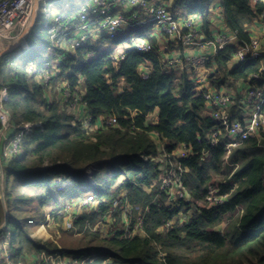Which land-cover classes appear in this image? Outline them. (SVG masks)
I'll return each mask as SVG.
<instances>
[{"label":"trees","instance_id":"1","mask_svg":"<svg viewBox=\"0 0 264 264\" xmlns=\"http://www.w3.org/2000/svg\"><path fill=\"white\" fill-rule=\"evenodd\" d=\"M164 1L171 4L177 17H200L201 33L208 39L213 37L216 27L213 17L219 4L224 23L237 32L238 45L251 41L247 25L264 12V0ZM35 28L28 39L30 46L22 50V55L6 54L0 61V87L9 91L6 106L13 121L17 125L29 121L42 124L26 136L25 152L21 156L9 161L3 159L9 223L1 232L10 235L15 262L30 256L39 260L38 264H49L48 257L59 254L74 258L76 264H101L107 257L115 258L118 264H264V130L260 137L248 138L234 148L226 161L225 127L206 113L204 95L192 82L187 69H165L166 50L153 40L154 31L149 32L152 25L149 33H140L152 42L151 51L133 45V38L125 35L134 28L130 27L116 38L101 31L94 40L91 34L59 63L60 73L55 75L65 76L71 95L80 94L82 107L93 117L92 124L107 117L98 129L84 128L76 113L61 109L57 99L51 101L46 96L45 72L52 70V63L46 60L50 55L45 57L34 42V33L41 34L39 23ZM106 40L126 44L119 49L99 48ZM236 46L227 44L208 62L209 67L216 65L212 85L234 91L260 71L262 62L258 58L229 66ZM87 51L95 55L87 57ZM115 54L122 58L115 61ZM40 57L45 61L37 66L36 72L30 73L28 65ZM143 65L150 71L148 78L141 75ZM254 83L263 87L264 78ZM108 118L116 122L109 124ZM150 118L152 122L146 123ZM215 132L216 144L213 143ZM158 140L165 145L163 148ZM183 145L188 153L175 158V151ZM164 152L169 160H177L184 186L193 198L203 203L197 204L195 210L186 209L182 220L176 217L180 208L189 207L190 202L180 200L179 208L169 206L168 194L157 180L162 165L144 158ZM95 162L98 167L90 176L88 169ZM107 164L113 172H103ZM60 175L70 178L72 183L59 191H68L62 194L65 198L91 191L96 195V202L86 204L75 223L78 232L88 239L87 246L61 250L53 243L36 240L30 236L27 224L34 217L20 218L10 210L16 187L36 186L39 208L54 201L52 213L62 220V202L54 196L55 177ZM122 176V183L112 191ZM217 179L221 191L231 192V196L228 202L209 206L206 199ZM25 193L21 191L16 196L24 204L32 197L26 198ZM118 199L124 207L126 201L132 204L133 227L138 215L144 214L140 232H127L120 225L124 212L120 207L115 209L118 219L113 228L104 233L96 227L105 221ZM2 205L0 198V212ZM46 216V213L39 216L40 222ZM2 222L0 218V225Z\"/></svg>","mask_w":264,"mask_h":264},{"label":"built area","instance_id":"2","mask_svg":"<svg viewBox=\"0 0 264 264\" xmlns=\"http://www.w3.org/2000/svg\"><path fill=\"white\" fill-rule=\"evenodd\" d=\"M36 1L38 0H0V40L6 36L5 33L9 30H13L16 27L26 30L28 27L34 24ZM39 1L43 2L46 0ZM94 1L95 6L93 7H89L88 5L81 6V11L78 14L80 24L76 22L77 18L73 16V18L70 19V29L78 30L79 28V30L83 32V30H86L89 28V26L94 24L91 21L95 20L99 23L101 31L105 32L106 35L111 38H116L124 27L127 28V26L133 27L135 25H143L147 24L149 21L160 28L161 34H165L167 37L170 35L173 39L181 40L185 51L187 47L194 46V51L192 54L187 53L185 55V51L183 52L182 50V59L180 56L174 55L165 58V69H177V66L182 64V69L188 68L192 73V82L204 95L206 101V113L212 115L216 120L221 121L225 127L227 136L226 161L228 160L232 150L239 146L244 140L256 136L260 137L261 130H264V86L258 87L254 81L256 82L259 79L264 78V12L258 15L252 24L247 25L252 37L251 41L245 45H238L237 32L231 30L224 23L222 15L217 16L216 14L218 21L215 22V25H219V28L213 30V37L211 39L206 38L203 34H201L200 38L197 39L196 34L200 30L198 28V24L200 22H198L197 18L200 17L196 15L177 17L176 14L171 10L170 5L162 0ZM118 3H121L120 6L125 8H131L128 10L129 14L125 15L122 12H115V8L118 6ZM143 15H145V17H141ZM64 19V13H59V15H56L55 20L57 29L60 30L62 28H69V26L63 24L62 21ZM254 24H256L258 27H253ZM44 27H49V24L46 23ZM58 32L60 33V31ZM63 35L64 38H69L67 32H65ZM77 37L81 39L77 43V46H74V48L81 46L83 42L88 39V34L85 31ZM171 37H168L169 41H172ZM72 39L73 38H69L67 41H71ZM133 42V45L139 50L151 51L153 49L152 42L140 35L135 37ZM229 43H234L237 45L229 63L230 67H233L236 63L246 61L248 59L258 58L261 59L262 62L260 71L252 76L253 79L246 81V83L241 86L239 90L234 91L227 87L218 88L217 86L212 85L211 77L215 72L216 65L214 64L213 66H208V62L215 58L218 51ZM94 55L95 53L92 51H87L86 53L87 57H92ZM113 57L115 61H119L122 58V55L115 54ZM140 72L144 78H148L150 75L147 65H143ZM30 73L33 72L30 71ZM67 87L68 86H66V88ZM68 93V98H70L71 92ZM78 102L81 103L79 100ZM255 106L257 107L254 109ZM103 119L105 120L106 117H102L101 120L103 121ZM81 122L83 123V127L87 128V126L84 125L85 121L81 120ZM90 122V124H92L91 120ZM115 122L116 120L114 118H108L107 123L111 124ZM1 125L11 126L16 131L21 130L23 134L28 135L32 133L35 128L41 127L42 124L31 121L24 122L20 125L10 124L8 114L4 110L0 109V126ZM18 137H22V135H19ZM213 137V143L216 144L218 142L217 132L214 133ZM186 148L187 147L183 145L181 148H179L182 149L181 151H178L179 149L175 151V155L185 156L188 153ZM164 153L165 159L163 160L169 162V155L166 152ZM7 154L12 158L21 156L22 152L19 150V141H16L14 148L10 149ZM154 156L155 155H148L144 158L146 160L152 159L156 161ZM97 167L98 163L95 162L89 167L88 170H93V173ZM164 169H167V173L160 178V181L162 190L164 189L167 192L168 198L171 197L172 201L183 200V202H190L189 207L193 208H195L197 204H203L192 197L190 191L184 186L181 174H178V170L171 171L172 167H169L168 164L164 165ZM167 176L168 180L165 179ZM218 181L220 180L217 179V182L209 190V194L206 199L207 205L209 206L220 205L222 203L228 202L230 199L231 192L221 191L220 182ZM231 184H233V182ZM234 185L236 187V184ZM87 197L88 199L86 204L94 202L96 195L94 193L93 195L90 194ZM68 207L69 210L67 208L64 211V216L66 217L65 227L66 229H73L75 228L74 223H76V220L79 218V213L73 210L71 202ZM118 207L124 210L123 216L126 218V226L124 227L127 232H140L139 227L142 226L144 222V214L140 213L138 215L137 224L133 227L132 223H128L130 220V215H133V206H130V203L126 202L124 207V205H122L121 199L115 201L114 209L105 217V221L103 219L96 227L100 228L104 233H106L108 229L113 228L118 219L116 212L114 211ZM48 220L49 219L47 218L46 222ZM169 225L170 223L167 224V226ZM5 243L9 245L10 241H5ZM53 257L55 258H51V261L48 258L49 264H54V262L56 263L58 260L56 256ZM92 257L95 258L96 255L93 254ZM60 262L61 260H59L56 264H60ZM72 262L73 264H76L77 260ZM1 264H16L13 258V253L9 249L1 254ZM101 264L118 263L115 262V258L107 257Z\"/></svg>","mask_w":264,"mask_h":264},{"label":"rangeland","instance_id":"3","mask_svg":"<svg viewBox=\"0 0 264 264\" xmlns=\"http://www.w3.org/2000/svg\"><path fill=\"white\" fill-rule=\"evenodd\" d=\"M85 1H87V0H46V1L41 3L42 12L39 14L37 21H36V23L37 22L39 23V27H40L39 29L41 30V34L38 35L37 33H34L33 38L36 40V41H34L36 46H40L41 50L43 51V55L45 57H49V55H51L49 58H46V60L51 61L52 70L54 73L55 72L57 74L60 73V70L58 67L59 63L68 54L74 52V49H75L74 46H77V43L81 39L79 37H73L75 34L69 32V28H70V19L73 18L74 14L76 15L75 16L76 18L78 17L79 12L81 11V4L84 6ZM162 1H164V0H162ZM166 3L169 4L168 2H166ZM169 5H170V7H172L171 4H169ZM69 9H73V10L70 11ZM59 13L60 14L64 13L65 19L62 22L66 26H69V28H62L60 30L57 29L55 17H56V15H59ZM215 13H216V11H215ZM215 13H214V17H213L214 23L216 21H218ZM141 17H145V15H143ZM92 18H94V17H92ZM199 19H201V18H197L198 22H200ZM45 22H49V27L43 26ZM91 22H93L94 24H92L93 25L92 28L89 27L90 32H101L100 27H99V23L95 20L91 21ZM151 25H152V28H151V31H149V28ZM133 27H134L133 28L134 30L133 29L127 30L128 33L125 34V35H127V37L135 38V37L139 36L141 32H144V33H147L148 31L152 32V31H154V29H155V31L160 32V28L157 25H154L149 21L145 25H135ZM127 28H130V26H127ZM127 28L125 27V29H127ZM35 29L36 28H34V30ZM55 30L60 31V35H58L57 37L53 36V32ZM65 32H67L69 38H73L71 41H67L69 38H64L63 34ZM97 34H100V33H97ZM103 34H106V33L103 32ZM201 34L202 33L199 30L196 34V38L199 39ZM97 36H99V35H97ZM97 36H96V38H93V39H97ZM88 37H89V35H88ZM168 37H171V36L168 35ZM168 37L166 39L163 35H162V37L160 36V39L164 38V41H165V44L164 45L161 44V46H167V47H162V48H165V50L167 52H169L173 48L172 46H178L180 44L182 46L181 40L173 39L171 37L172 41H169ZM61 40H63V42ZM34 42H32L31 45H33ZM103 43H105V44L102 46ZM118 44H116L115 41H113V40L112 41L106 40V41L100 43L99 48H104V47H109V46H114V48H119L118 46H125L126 43H118ZM14 50H15V48H12L10 53H13ZM10 53H8V54H10ZM22 54H23L22 49L18 48L12 56H20ZM9 57H11V54ZM44 61H45L44 57H40L38 59L39 63H42ZM35 65H36L35 61L30 62V64L28 65L29 72L30 71L36 72ZM186 69L188 70V68H186ZM50 74L51 73H48V72L46 73L45 77L47 80H49V78L52 77ZM54 76H56V75H54ZM56 78L57 79L55 81H52V83H50L49 85L45 83V85H47V87H48L47 91H46V96H48L51 101L57 99L60 103L61 109H63V110L66 109V110H69V112H71V113H76V116H78L79 121H81V120L85 121L84 125L87 126L88 129H90V130L98 129L102 123V120L98 121L97 124H90L91 123L90 120L92 121L93 117L91 116V114H89L85 110V107H82V104L78 102V100L80 101V94L79 95L76 94V97L74 95L71 96V98L74 97V100H72V99L70 100V98H68V95H69L68 91H65L62 89L65 86V82L67 84V81L65 80V76H59V77L56 76ZM241 86H243V85H241ZM241 86H239L236 90H239L241 88ZM64 88H66V87H64ZM256 107L257 106H255L254 109ZM76 122L77 121L75 120L74 124ZM148 122H152L151 118L148 121H146V123H148ZM19 135H22V137H18ZM26 136L27 135L23 134L21 130H17L15 136L10 141V144L8 146V150L13 149L14 144H16V141H19V150H20V152L24 153L25 152L24 145L26 143ZM158 144H159L160 148H163L165 146L159 140H158ZM164 157H165V153L154 156V158L156 160L155 162L161 163L163 169H164V165L168 164L169 166L172 167L171 171L177 170V160L176 161L169 160V162H168V161L163 160V159H165ZM174 157L177 158V156L175 154H174ZM107 170H109V171H107ZM113 170L114 169L109 164L105 165L103 168L104 173H108L110 171L113 172ZM88 171L90 173V176H92L93 170H91V171L88 170ZM166 173H167V169H164V171H162V173H161V176H159V178L157 180H160V178L162 176H164ZM2 176L5 177L4 175H2ZM63 176L60 175V176L55 177L56 183H54V186L57 188V194L54 193V196L55 197L58 196L59 200L62 202V208L63 209L61 212L65 211L67 208L69 210L68 205L71 202L73 210L76 211L77 213H79V217H80V213H82L84 211V208H85L84 206L86 205V201L88 199L87 196L90 194L93 195L94 193L92 191L88 192L86 194L80 193L81 196L79 195L77 197H73V198L71 197L73 200L69 197L65 198L64 195L68 191L64 190V192H60V193H59V191L64 189V187L71 185L72 183L70 182V180H71L70 178H66L65 176L64 177ZM62 177L64 178V180L62 179ZM167 178H168V176L165 179H167ZM60 179H62V180H60ZM122 181H123V176L117 180V182L113 185L111 190L112 191L116 190L118 188V186L122 183ZM2 182L3 181H1V188L2 189H1V193H0V198L2 200L3 205H2V210L0 212V218H3V222H2V224H1L2 226L0 228L3 229V228H5L4 224L6 222V210L9 207H8L6 199H5V191H4ZM21 191H26V193H25L26 198H28L29 195L32 196V197H29L30 202H26L24 204V200L22 202L17 200L16 196ZM38 191L39 190L36 186H32V187L26 186V185L25 186H19V187H16V189L12 193V197L10 200V202H11L10 210L12 213H15L20 218H29L32 216L34 217V219H33L34 221L27 223V224H29L28 225L29 226L28 232L30 233V236L36 240L43 242V243H53L52 244L53 246H59L61 248V250H66L67 247H69L70 249H77L81 246L89 245L88 239L84 236V233L81 231L78 232L76 227H75V229L74 228L73 229H66V227H65V218L66 217L65 216L62 220H57L54 217V214L52 213L55 209V206L53 205L54 201H52L50 204L45 205L42 209L39 208L40 199L35 197V195ZM44 193H46V192L44 191L43 194ZM63 193H64V195H62ZM179 201L180 200H178V201L173 200L172 201L171 197H169L166 200L167 204L171 207H174V208L175 207L179 208L181 206ZM94 202H96V201H94ZM127 202H129V201H127ZM53 206H54V209H53ZM113 207H114V205H113ZM191 208L188 206H187V208L181 207L180 212L178 213L177 216L178 217L182 216V213L186 209L191 210ZM192 209H194V208H192ZM8 211H9V209H8ZM33 212H34V214H39V215L34 216V214H32ZM45 213L47 215V218L49 215L51 216V220H48L46 222V219H44L40 222L41 217H39V216H43ZM98 225H99V223H98ZM76 232H78V233H76ZM4 237L6 238L7 241L11 242L10 235L6 231L0 232V248L5 243ZM7 248L13 253V251L11 250V244H9ZM42 254H45V253H42ZM38 255H39V253H38ZM53 256H56V258L58 259L56 261V263H58V261L61 260L60 264H73L72 261L75 260L72 257H68V256L61 257V255L55 254L52 256L50 255V257H48L50 261H51V258H53V259L55 258ZM13 258H14V253H13ZM33 260H35V259H32L31 257H29L24 262H25V264H31V263L38 264L39 263V260H35V261H33ZM47 262H49V261L47 260ZM56 263L54 262V264H56Z\"/></svg>","mask_w":264,"mask_h":264},{"label":"crops","instance_id":"4","mask_svg":"<svg viewBox=\"0 0 264 264\" xmlns=\"http://www.w3.org/2000/svg\"><path fill=\"white\" fill-rule=\"evenodd\" d=\"M44 2V1H43ZM41 1H36V3H35V17L36 18H38V16H39V14L42 12V9H41ZM84 5H88L89 7H93V6H95V1L94 0H87V1H85V4ZM121 5V3H118V6L115 8V12H122V13H124L125 15H127V14H129V12H128V10L129 9H131V8H125V7H123V6H120ZM81 6H83L82 4H81ZM75 7V6H74ZM70 11H72L73 9H69ZM69 11V12H70ZM72 14V13H71ZM216 14H217V16H220L221 15V9H220V5L218 4L217 5V7H216ZM74 16H76L75 14H74ZM216 16V17H217ZM200 20V23L198 24V28L200 29L201 27H200V24L202 25V19H199ZM36 21H37V19H36ZM77 23H79L80 24V20H79V16L77 17V21H76ZM46 23H48L49 24V22H45L44 23V25L46 24ZM253 23V22H252ZM252 23H250V24H252ZM36 24H38V22L36 23ZM36 24H35V26H36ZM43 25V26H44ZM35 26H34V28H35ZM258 27L256 24H254L253 25V27ZM89 27H93V25H91V26H89ZM34 28H33V30L30 32V33H28L27 34V32H25L26 30H28L29 29V27L26 29V30H23L22 28H20V27H16V28H14L13 30H9V31H7L5 34H6V36L2 39V40H0V54L1 53H4L5 51H7V50H12V48H15L16 46L15 45H17V44H19L20 43V41H21V38L23 39V41H27V44H26V47H24L23 45H21L20 46V48L23 50V49H27V48H29V46H30V42L28 41V39H29V37H30V35H31V33L34 31ZM155 28V27H154ZM219 28V25H216V27L213 29V30H216V29H218ZM258 29H260V28H258ZM123 30H126L125 29V27L123 28ZM69 31H71V33H73V34H75L74 36L75 37H77V36H79L80 34H82L83 32H85L86 31V33L89 35V36H91V34L93 35L92 37L93 38H96V36L98 35L97 34V32H90V29L89 28H87L86 30H83V32L81 31V30H79V28H78V30L77 29H70L69 28ZM200 31H201V29H200ZM213 32V31H212ZM262 32V31H261ZM58 35H60V33L58 32V30H56V31H54L53 32V36H58ZM153 35H155L156 37H157V41H159V43H160V45L162 44V45H164L165 44V41H164V38L163 39H160V36L162 37V35L163 34H161L160 32H158V31H155V29H154V33H153ZM24 36V37H23ZM134 39V38H133ZM94 40H97V39H94ZM62 42H63V40H61ZM161 41V42H160ZM23 44V43H22ZM105 43H103L102 44V46L104 45ZM119 45V44H118ZM106 46V45H105ZM119 48H123V46H118ZM162 47H167V46H162ZM173 48L169 51V52H167L166 53V51H164V60H165V58H168L169 56H172V55H174V56H180V58L182 59V50H183V52L185 51V49L183 48V46H181V44L180 45H178V46H172ZM104 48H106V47H104ZM170 49V48H169ZM163 50H165V48H163ZM193 51H194V46H192V47H187L186 48V51H185V55L187 54V53H189V54H192L193 53ZM16 52V50H14L13 51V53H10L11 54V56L14 54ZM8 54V53H7ZM4 55L5 54H3L0 58L2 59L3 57H4ZM51 56V55H50ZM1 59H0V61H1ZM39 59V58H38ZM38 59H36V60H34L35 61V63H36V69H37V66H39V64H41V63H39L38 62ZM52 68V67H51ZM177 69L179 70V69H182V64H180L179 66H177ZM177 69H175V70H177ZM188 71H189V69H188ZM48 72V70H46V73ZM190 72V71H189ZM46 73H45V76H46ZM48 73H51L50 75L52 76V77H54V75L56 74V72L54 73L53 72V70H49V72ZM191 73V72H190ZM191 76H192V73H191ZM52 78H49V80H47L46 79V77H45V82L44 83H46V84H50V83H52L50 80H51ZM55 80L57 79V78H54ZM54 80V81H55ZM66 86H68L67 84H66V82H65V86L64 87H66ZM62 88L63 90H65V91H68V92H71V90H69V88L67 87V88ZM82 88H80V91H83L84 92V90L82 89ZM70 96H73V95H71L70 94ZM49 98V97H48ZM9 99V91H8V89H7V87H0V109H2V110H8V108H7V106H6V101ZM4 110V111H5ZM9 111V110H8ZM10 112V111H9ZM7 113V112H6ZM8 114V113H7ZM11 114V113H10ZM8 116H9V123L10 124H14V125H17L14 121H13V119H12V115L10 116L9 114H8ZM37 122H39V121H37ZM39 123H41V122H39ZM15 129L14 128H12L11 126H7V125H1L0 126V160H1V163H2V167H3V159H6L7 161H9V160H12L13 158L11 157V156H9L8 154H7V152H9V150H8V146H9V144H10V141H11V139L14 137V135H15ZM182 149H179L178 151H181ZM4 171V170H3ZM0 176H1V174H0ZM4 176H5V174H4ZM4 177H1V180H0V193H1V181H3L2 183H3V188H4V179H3ZM62 179H63V177H62ZM62 179H60V180H62ZM64 180V179H63ZM123 192V191H122ZM127 202V201H126ZM130 203V202H129ZM130 206H132V204L130 203ZM122 218H121V220H119V221H121V223H120V225L121 226H126V221H125V217L122 215L121 216ZM183 217H187V215H184ZM63 218H64V216H63ZM48 219L49 220H51V216L49 215L48 216ZM176 219H180V220H182V216H177L176 217ZM46 220H47V216H46ZM116 223H117V221H116ZM115 223V224H116ZM128 223H132V221H131V218H130V220H129V222ZM127 223V224H128ZM2 225H0V227H1ZM1 229L2 228H0V232H1ZM4 239H5V241H7L6 240V238L4 237ZM8 246V244H6V243H4L3 245H2V247L0 248V264H1V254L3 253V252H5L8 248H6ZM30 256H26V257H24L23 258V260H19V261H17L16 262V264H25V260L26 259H28ZM32 259H33V257H31Z\"/></svg>","mask_w":264,"mask_h":264},{"label":"water","instance_id":"5","mask_svg":"<svg viewBox=\"0 0 264 264\" xmlns=\"http://www.w3.org/2000/svg\"><path fill=\"white\" fill-rule=\"evenodd\" d=\"M36 17H35V22H34V24L32 25V26H30L29 27V29L28 30H26L25 32H27V34L28 33H30L32 30H33V28H34V26H35V24H36ZM24 37V36H23ZM152 38H153V40L155 41V42H157V37L155 36V35H153L152 36ZM22 43H23V39L21 38V41H20V43L19 44H17V45H15L16 47H15V50H17L18 48H20V46L22 45ZM11 52V50H7V51H5L4 53H1L0 54V57L3 55V54H7V53H10ZM1 59V58H0ZM5 110V109H4ZM5 112H7L10 116H11V114H10V112L8 111V110H5ZM0 174H1V177H3L2 175H4V171H3V167H2V163H1V160H0ZM8 222H9V211H8V209L6 210V222H5V224H4V226H6L7 224H8Z\"/></svg>","mask_w":264,"mask_h":264},{"label":"bare ground","instance_id":"6","mask_svg":"<svg viewBox=\"0 0 264 264\" xmlns=\"http://www.w3.org/2000/svg\"><path fill=\"white\" fill-rule=\"evenodd\" d=\"M26 43H27V41H23L22 45L26 47Z\"/></svg>","mask_w":264,"mask_h":264}]
</instances>
